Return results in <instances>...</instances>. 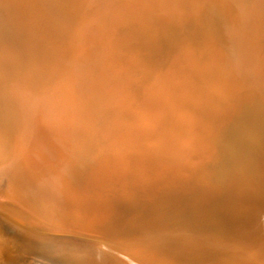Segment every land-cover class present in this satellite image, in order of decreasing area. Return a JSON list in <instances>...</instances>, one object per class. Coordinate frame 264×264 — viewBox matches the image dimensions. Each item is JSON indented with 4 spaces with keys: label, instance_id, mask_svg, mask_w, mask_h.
Wrapping results in <instances>:
<instances>
[{
    "label": "bare ground",
    "instance_id": "6f19581e",
    "mask_svg": "<svg viewBox=\"0 0 264 264\" xmlns=\"http://www.w3.org/2000/svg\"><path fill=\"white\" fill-rule=\"evenodd\" d=\"M8 1L33 30L0 45V264H264V0Z\"/></svg>",
    "mask_w": 264,
    "mask_h": 264
},
{
    "label": "rangeland",
    "instance_id": "374dc122",
    "mask_svg": "<svg viewBox=\"0 0 264 264\" xmlns=\"http://www.w3.org/2000/svg\"><path fill=\"white\" fill-rule=\"evenodd\" d=\"M1 1H3V2H1ZM42 1V0H41ZM86 2L87 1H90V0H85ZM0 41H1V43H0V45H3V46H6L7 48H8V44H10L9 45V47H11L13 44V48L14 49H17V48H21V46H23V43H24V40H25V42H26V38L28 39L30 36H31V32H32V25L30 24L29 26H28V24H23L22 22H20V21H18V22H16V19L14 20V17L15 18H17V16L20 18V13H21V11L22 12H25L24 11V9H21L20 10V7L21 6H14L11 2H9L8 0H0ZM44 2V6H45V12H47V13H50V14H52V18L54 17V18H56V17H58L59 15H61V13L59 12V10L56 8V7H54V4L56 3L54 0H44L43 1ZM48 2V3H47ZM86 2H84V6L85 7H83V5L81 6V8H79V9H74L73 11H72V13H71V18H70V22L69 23H73L74 21L76 22V19H78V16H79V14L81 13V12H83V11H85L84 12V14L85 15H83V17H85V18H88V15H89V17L91 16L92 17V12H93V9H94V7H92V5H91V8L90 9H88V11L87 10H85L86 9V4L88 3H86ZM53 3V4H52ZM4 5V6H3ZM47 5V6H46ZM2 7H3V9H2ZM10 8H12V9H10ZM16 8V9H15ZM4 10V11H3ZM78 10H80V12H77ZM5 11H6V13H5ZM5 13V14H4ZM58 14V15H57ZM72 19H74V20H72ZM71 21H73V22H71ZM44 24V25H43ZM42 25L40 24V26L41 27H39V30H40V32H43V33H45L44 34V37H45V39H40V41H41V43H40V41H39V39L37 40V44L39 45V44H43V42H45L46 41V38L47 37H49V36H54V34L55 35H57L56 33H53V27H56L57 25L55 24V22L54 23H51V24H46V23H43ZM61 24V23H60ZM9 25V26H8ZM51 25V26H50ZM78 25H79V23H78ZM6 27V28H5ZM20 27V28H19ZM52 29H51V28ZM46 29V31H45V29ZM15 29V30H14ZM21 29H24V30H21ZM31 29V30H30ZM42 30H44V31H42ZM57 30V29H56ZM81 30H83V29H81ZM49 31H52V32H49ZM85 32L87 31V29H85L84 30ZM26 33H27V35H26ZM51 33V35H49V34ZM16 34V35H15ZM47 34V35H46ZM20 36L19 38L17 37H14V36ZM22 35V36H21ZM35 35L37 36V33H35ZM46 35V36H45ZM89 35V34H88ZM29 36V37H28ZM22 37V38H21ZM26 37V38H25ZM38 37V36H37ZM8 38H9V42H7L8 41ZM57 38V37H56ZM91 38L93 39V41L95 42H97V41H99V36L98 35H96V34H93L92 36H91ZM264 38V37H263ZM261 39V41H263V47H264V39ZM5 39L7 40V41H5ZM22 39V40H21ZM101 40V39H100ZM20 41V42H19ZM4 42H6L5 44H4ZM19 44H18V43ZM17 45V46H16ZM18 45H20V47L18 46ZM14 46H16V48L14 47ZM11 47V48H12ZM263 50V52H264V49H262ZM262 50H261V52H260V58H261V60L263 61L264 60V54H263V52H262ZM263 57V58H262ZM264 63V62H263ZM261 87L259 88L260 89V92L262 93L261 95L263 96L264 95V78H263V82H261ZM262 98H264V96L262 97ZM263 101H264V99H263ZM187 185V184H186ZM188 187H189V185H188ZM171 190H169V192H170ZM169 192H167V193H169ZM168 195V194H167ZM161 196V194H159L158 195V197H160ZM140 200H141V203H140ZM144 200V199H143ZM142 199H138V206H136V208H135V210L134 209H130L128 212H127V219H134L136 216V218H138V216L139 215H141L142 213V215L143 216H145V217H149V216H151L152 217V215H153V220H159V217H160V219H162L161 218V215L163 216L164 214L162 213L161 214V210L162 209H165V208H167V209H165V210H169L168 208L169 207H163V206H161V205H156L155 204V201H151L150 202V200H148V199H146L145 201H143ZM148 200V201H147ZM143 202V203H142ZM150 203V204H149ZM152 203V204H151ZM154 203V204H153ZM125 204H126V202H125ZM145 204H146V207H145ZM149 205V206H148ZM153 205V206H152ZM210 205H212V204H210ZM148 206V207H147ZM151 206V207H150ZM158 206V207H157ZM160 206V207H159ZM182 207H184L185 205H181ZM204 206H206V208L208 207V208H211L210 206H209V204L207 205H204ZM143 207V208H142ZM150 207V208H149ZM152 207H153V211H152ZM182 207H175V209H174V207H170V212H172V213H170L172 216H174V215H183L184 214V212L186 213L187 211L186 210H188L186 207H184V208H182ZM138 208H139V210H138ZM142 208V209H141ZM155 208H157V209H155ZM158 208H160L159 210H158ZM162 208V209H161ZM180 208V209H179ZM205 208V207H204ZM148 211V209H150L151 211H148V212H151L152 214L150 215V213H149V215H148V212L146 211V210ZM155 209V210H154ZM139 212H138V211ZM157 210V211H156ZM181 210V211H180ZM133 211H136V212H138V213H136V212H133ZM142 211H146V213L145 212H142ZM155 211V212H154ZM163 211V210H162ZM169 211H166L168 214H169ZM178 211V212H177ZM184 211V212H183ZM131 212V213H130ZM132 212L134 213V214H132ZM154 212V213H153ZM175 212H177V213H175ZM181 212V214H178V213H180ZM207 212V211H206ZM157 213V215H155ZM159 213V214H158ZM126 214V213H125ZM147 216H146V215ZM174 214V215H173ZM134 216V218L132 217V216ZM141 215V216H142ZM160 215V216H159ZM220 214H218L217 215V213L216 214H210V216L209 217H211L212 218V220L211 221H209L211 218H208V221H209V223H208V221L206 220V219H204V221H201L196 227V230H193L194 232H196L197 231V229H198V234H202V233H206V232H208V233H216V231H222V229H224V228H230V229H232V227L236 224L233 220V222H231V219L229 218L228 220H227V222L225 223V221H226V219H225V217L224 216H221L222 218H224V219H222L221 217H218ZM223 215V214H222ZM141 216H139V218H138V220L140 221V222H142V220H143V218L141 217ZM156 216V217H155ZM215 217V219H214V217ZM263 216V215H262ZM142 219H141V218ZM151 217H149V219L150 220H148V221H150V222H148L147 221V219H145L146 220V222H145V220H143V222H145V223H152V219H151ZM216 217H217V219H216ZM264 217V216H263ZM135 218V219H136ZM155 218H158V219H155ZM222 219V220H221ZM152 220V221H151ZM134 221V220H133ZM163 221H165V220H163ZM213 221V222H212ZM214 221H216V223L214 222ZM222 221V222H221ZM224 221V222H223ZM230 221V222H229ZM218 223H219V225H218ZM225 223V224H224ZM232 223V224H231ZM209 224H212V229H213V231H212V229H210L211 228V225H209ZM220 224H221V226H220ZM123 225H125V223L123 224ZM216 225V226H215ZM217 225L220 227V228H218L217 227ZM227 225H229L228 227H227ZM232 225V226H231ZM237 225V224H236ZM235 225V226H236ZM247 225V224H246ZM246 225H245V227H246ZM162 226V225H161ZM235 226L233 227V230H235V229H237V228H235ZM237 227V226H236ZM204 228V229H203ZM216 228V229H215ZM208 229V230H207ZM187 230V232H183V233H181L182 234V236H186L187 234L189 235L190 233H188V229H186V227L184 228V231H186ZM190 230V229H189ZM201 232H200V231ZM207 230V231H206ZM260 230V229H259ZM255 231L254 233L253 232H250V233H246V232H244V236H243V238L241 239V241H235V243H234V245H233V250L234 251H238V247H240V246H245L246 245V243H249V242H251V241H253L254 239H256V238H258V235H260L262 232H260V231ZM193 231L191 230L190 232H192L193 233ZM204 231V232H203ZM212 231V232H211ZM200 232V233H199ZM256 232H257V234H256ZM260 232V233H259ZM259 233V234H258ZM184 234V235H183ZM197 234V235H198ZM257 235V236H253V235ZM187 235V236H188ZM253 237H252V236ZM74 236V235H73ZM248 236V237H247ZM79 237H82V235H79ZM250 238V239H249ZM249 239V240H248ZM253 239V240H252ZM244 240V241H243ZM108 241V243L110 242V243H113L111 240L109 241V240H107ZM243 241V242H242ZM239 242V243H238ZM173 254H175V253H173ZM171 255H172V253H171ZM176 255V254H175ZM175 255H172V256H175ZM171 257V256H170ZM186 258H188V259H190L191 257H186ZM193 259V258H192ZM153 260V259H152ZM154 260H156V259H154ZM264 261V260H263ZM111 262V264H120L119 262H117V261H110ZM204 262H206V261H200L199 260V262L197 263V264H205Z\"/></svg>",
    "mask_w": 264,
    "mask_h": 264
}]
</instances>
